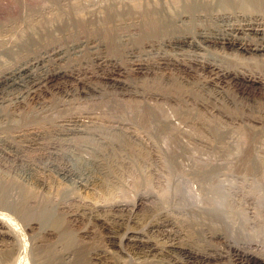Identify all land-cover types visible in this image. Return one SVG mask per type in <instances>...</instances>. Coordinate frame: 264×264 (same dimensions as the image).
Segmentation results:
<instances>
[{"label": "rangeland", "instance_id": "1", "mask_svg": "<svg viewBox=\"0 0 264 264\" xmlns=\"http://www.w3.org/2000/svg\"><path fill=\"white\" fill-rule=\"evenodd\" d=\"M56 1L0 0V69L13 64L5 50H16L31 40L41 41L47 31L72 29L71 21L85 22L96 15L100 20L124 8L159 0ZM107 52V57L113 60L108 65L99 66L91 56H79L77 62L69 61L71 66L69 62L63 65L67 74L45 92L32 96L16 91L6 101H0V216L5 220L3 226L11 225L0 228V264H99L95 256L121 264H141L148 260L175 264L166 257L143 258L135 251L132 253L122 240L125 230L142 232V239L147 240L145 237L149 235L150 240L165 243L166 239L153 226L166 220L167 224L159 231L176 230L178 239L203 245L205 237L187 221L196 213L216 208L229 224L231 235L242 234L245 242L251 243V247L256 245L254 250L258 252L263 249L264 254V225L253 221L254 217H264V183L258 184L254 176L242 172L244 165L252 167L254 172L264 170V153L257 152L248 165L242 163L237 159V144L243 135L237 129L227 130L220 125L205 130L180 124L179 129L163 126L162 131L155 129V124L146 131L132 125L127 119L136 121L132 114L148 110L149 106L153 112L159 109L163 117H172V122H176L180 117L175 112L178 107L173 102L146 97L139 89L140 96L137 93L138 97H130L103 77L118 72L122 79L140 84L143 79L164 74L161 63L165 62L153 52H140L134 57ZM137 62L144 67L140 73L134 71L133 63ZM80 79L104 88L99 92L104 98L99 93L78 95L77 92L86 88L79 83ZM135 91L130 88L127 92ZM65 120L71 128L93 123L106 128L112 126L110 129L116 128L115 132L124 129L129 146L121 150L114 148L113 162L93 167L92 174H78L76 170L84 161L83 156L72 149L69 152V148L61 153L54 148L62 139L67 142L72 138L64 131ZM94 138L100 142L97 135ZM51 141L53 144L49 145ZM57 161L75 175L62 174L56 168ZM228 210H232L233 216L225 214ZM230 259L228 262L233 264L234 259L233 262ZM254 262L262 264L258 259H253Z\"/></svg>", "mask_w": 264, "mask_h": 264}, {"label": "bare ground", "instance_id": "2", "mask_svg": "<svg viewBox=\"0 0 264 264\" xmlns=\"http://www.w3.org/2000/svg\"><path fill=\"white\" fill-rule=\"evenodd\" d=\"M122 10L107 18L100 17L102 18L100 20L96 15L87 18L85 22L77 21L74 24L71 21L72 29L50 30L46 32L41 41L31 40L17 47L16 50H5L13 64L9 68L7 66V69H3V66L0 69V101H6L16 91L32 96L45 92L57 79L67 74L63 65L73 60L77 62L76 58L79 56H91L98 63L97 65L105 66L113 61L106 55L109 50L110 54L111 52L113 54L115 52L116 54L125 53L133 57L140 52H153L165 62L161 63L165 68V73L159 78L143 79L140 84L122 79L118 72L110 73L103 78L109 83L114 82L111 84L122 89L130 97H138L137 89H139L146 97L173 102L178 107L175 112L180 117L175 119L177 123L172 122L170 119L172 117H163L158 113L157 106H155L158 109L155 110L157 113L149 109V106L148 110H141L140 113L135 111L136 113L132 114L136 117V121L131 118L127 119L132 122V125L134 123L137 128L145 131L151 130L153 124H155V129L160 131L164 129L163 126L179 129L180 124L205 130L220 125L221 128L227 130L237 129L243 135L237 144L239 148L237 159L242 163H249L257 152L264 153V0H172L171 3L159 0L152 4L127 7ZM24 53L25 55L22 56ZM142 65L138 62L133 63L134 71L138 73L143 71ZM169 66H173V69H169ZM73 68L76 69V67ZM78 81L86 86L77 92L78 95L99 93L104 90L98 85H88L81 79ZM130 88L136 91L127 92ZM245 94L256 96L247 97L244 96ZM98 95L101 96V93ZM159 108L162 109L161 106ZM109 118L108 116L107 120ZM107 123L104 125L106 126ZM92 124L85 123L78 128H71L72 126L69 127L66 123L63 129L72 138L67 142H62L63 139L60 142L57 141L59 143H55L54 146L60 153L63 149L69 148V152L72 149V152L76 151L78 155L83 156L78 157L84 160L80 162V166L78 163L77 166L73 163L74 166H79L76 170L78 174L86 172L90 175L93 173L91 171H94L93 167L106 166L114 157L115 153H112L114 148L127 149L130 143L128 137L126 138L127 135L125 136L126 131L122 130L120 125L118 128L122 131L115 132L116 128L110 129L112 126L106 128L103 125L94 126L95 124ZM109 125L112 124L109 123ZM94 135L98 136L100 142L97 138L95 140ZM134 136L137 135L134 134ZM51 144H53L52 141L49 145ZM59 161H57L56 168L62 174L70 177L75 175L72 169L66 168V165L62 166ZM251 168L244 165L243 174L254 176L258 184L259 182L264 183V170L254 172ZM80 176L78 175L79 178ZM121 206H118V209ZM225 214L233 216L232 210L226 211ZM3 220L0 216V228L11 226H3L5 224ZM253 221L264 225V217H254ZM187 223L190 227H198L199 233L205 237V244L195 245L182 241L178 239L176 230L173 232L159 231L158 229L167 224L166 220L153 226L156 232L166 239L165 243L160 242L159 244L150 240L149 235L145 237L147 240L142 239V232L128 229L125 230L122 240L129 245L132 253L135 251L143 258L151 255L166 257L169 258V263L231 264L228 262L231 257L232 260L234 259V262L230 259L233 264H256L253 263V259H258L264 264L263 249L261 252L254 250L257 246L252 242L251 247V243L245 242L244 236L243 239L240 233L231 235L229 224L222 219L217 208L196 213ZM105 230L109 229L105 228ZM215 240H219V243ZM94 259L99 264H121L103 256H95ZM137 264L140 263L137 262ZM141 264L165 263L148 260Z\"/></svg>", "mask_w": 264, "mask_h": 264}]
</instances>
